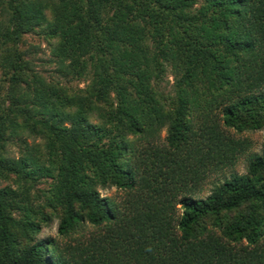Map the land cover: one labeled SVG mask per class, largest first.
<instances>
[{"label": "trees", "instance_id": "16d2710c", "mask_svg": "<svg viewBox=\"0 0 264 264\" xmlns=\"http://www.w3.org/2000/svg\"><path fill=\"white\" fill-rule=\"evenodd\" d=\"M0 264H264V0H0Z\"/></svg>", "mask_w": 264, "mask_h": 264}, {"label": "rangeland", "instance_id": "374dc122", "mask_svg": "<svg viewBox=\"0 0 264 264\" xmlns=\"http://www.w3.org/2000/svg\"><path fill=\"white\" fill-rule=\"evenodd\" d=\"M25 45L23 46V49H27L28 51V58L31 60V62L34 65V70H36L41 75L45 76L46 78L52 77L54 80H58L61 83H64L65 86H71V87H77L81 88L83 87L84 83L80 81H69L65 80L64 78H61L56 72H55V64L50 60L49 53L45 47L44 42L42 40L37 39L34 36H25ZM170 78H168V81ZM232 133V131H230ZM161 136H163V133H161ZM239 138H246L250 142V149L247 154H253L258 153L261 149L262 144V138H261V132L255 131V132H243L239 135H237ZM26 142L28 144L31 143V138L26 139ZM38 140H34V143H37ZM7 155L10 157H16L17 156V148L13 145H8L6 148ZM245 165H246V155L239 157L234 167L230 170L223 171L221 173H218L216 175L211 176L206 183L203 185L202 189L194 195L195 198H204L208 195L211 185L213 182L217 180H221L222 178H225L228 176L229 172L232 171L238 175L245 173ZM99 194L101 196H115L116 191L114 188H107L104 190H99ZM55 229H56V221L51 222L48 226L42 227L38 238L43 239L47 237H55Z\"/></svg>", "mask_w": 264, "mask_h": 264}]
</instances>
